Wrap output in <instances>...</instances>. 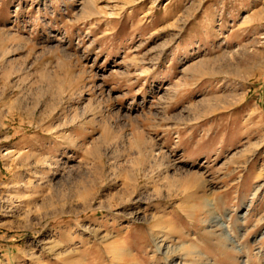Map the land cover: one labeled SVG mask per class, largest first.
I'll return each instance as SVG.
<instances>
[{"label":"rangeland","instance_id":"374dc122","mask_svg":"<svg viewBox=\"0 0 264 264\" xmlns=\"http://www.w3.org/2000/svg\"><path fill=\"white\" fill-rule=\"evenodd\" d=\"M263 47L264 0H0V264H264Z\"/></svg>","mask_w":264,"mask_h":264},{"label":"bare ground","instance_id":"6f19581e","mask_svg":"<svg viewBox=\"0 0 264 264\" xmlns=\"http://www.w3.org/2000/svg\"><path fill=\"white\" fill-rule=\"evenodd\" d=\"M263 49H264V47H263ZM254 57H257V54H252ZM253 56H252V58H253Z\"/></svg>","mask_w":264,"mask_h":264}]
</instances>
